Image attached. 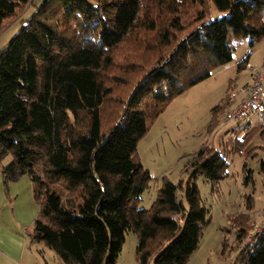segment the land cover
Returning a JSON list of instances; mask_svg holds the SVG:
<instances>
[{"label":"trees","instance_id":"16d2710c","mask_svg":"<svg viewBox=\"0 0 264 264\" xmlns=\"http://www.w3.org/2000/svg\"><path fill=\"white\" fill-rule=\"evenodd\" d=\"M31 1L0 0V30ZM210 5L222 14L211 18ZM231 36L264 37V0H43L20 21L0 48V166L5 188L22 175L32 182L31 242L63 264H115L133 232L139 264H183L206 222L195 179L214 186L226 162L201 146L185 186L162 187L141 207L150 174L137 144L172 98L231 59ZM238 98L212 107L209 132ZM252 221L228 214L223 228L239 264H264V226L239 248Z\"/></svg>","mask_w":264,"mask_h":264},{"label":"rangeland","instance_id":"374dc122","mask_svg":"<svg viewBox=\"0 0 264 264\" xmlns=\"http://www.w3.org/2000/svg\"><path fill=\"white\" fill-rule=\"evenodd\" d=\"M42 1L29 2L19 16L0 30V48L19 29L20 21ZM208 9L211 18L222 14L212 5ZM229 41L231 59L172 98L137 144L140 162L150 174L148 186L140 194L141 207H149L162 187H170L171 183L177 184L180 180L185 186L189 178L183 170L184 165L201 146L217 149L226 162L223 177L214 186L203 175H197L195 179L200 203L207 209L206 222L201 225L197 246L187 254L183 264H239L237 251L234 254L227 250L228 246L223 249L222 245L226 235L223 228L229 224L228 214H248L255 224L239 248H243L246 239L253 237L264 225V172L261 168V162L264 163V115L221 120L219 113L216 116L220 119L219 124L212 131L208 130L212 107L227 93L238 98V90L249 79L246 67L238 70L243 58L262 70L264 86V37L252 44L249 37L231 36ZM182 191L177 188L178 198L182 199ZM250 195L252 208H248L246 201ZM183 203L187 208V201L183 199ZM136 244V235L127 232L115 264H139L135 256ZM40 246L47 264H63L52 249ZM101 264H105L104 259Z\"/></svg>","mask_w":264,"mask_h":264},{"label":"crops","instance_id":"0c3cea01","mask_svg":"<svg viewBox=\"0 0 264 264\" xmlns=\"http://www.w3.org/2000/svg\"><path fill=\"white\" fill-rule=\"evenodd\" d=\"M6 186L3 185L0 166V264L46 262L41 254V243L31 242L28 235L39 210L30 178L22 175Z\"/></svg>","mask_w":264,"mask_h":264},{"label":"built area","instance_id":"2783aa9c","mask_svg":"<svg viewBox=\"0 0 264 264\" xmlns=\"http://www.w3.org/2000/svg\"><path fill=\"white\" fill-rule=\"evenodd\" d=\"M249 72L248 82L238 90L239 98L235 104L220 114L222 120L249 118L254 114L264 115L263 72L249 64L245 66ZM264 226V225H263ZM262 226V227H263ZM261 227V228H262ZM261 229L256 230L253 237H248L246 245L253 244Z\"/></svg>","mask_w":264,"mask_h":264}]
</instances>
